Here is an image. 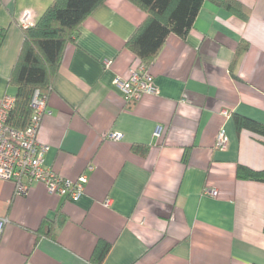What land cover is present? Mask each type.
Returning a JSON list of instances; mask_svg holds the SVG:
<instances>
[{
  "label": "crops",
  "instance_id": "0c3cea01",
  "mask_svg": "<svg viewBox=\"0 0 264 264\" xmlns=\"http://www.w3.org/2000/svg\"><path fill=\"white\" fill-rule=\"evenodd\" d=\"M239 1L246 20L205 1L186 38L170 34L148 67L156 93L131 102L114 79L137 65L125 42L144 14L105 0L83 21L38 140L48 145L44 166L70 180L86 174L85 190L73 201L33 181L15 195L0 179V264H95L100 243L111 245L101 264H264V182L236 175L238 165L264 170V138L233 119L264 124V0ZM51 2L0 0V101L16 94L20 16L29 10L32 26ZM221 129L223 150L214 148ZM113 131L122 138L107 139Z\"/></svg>",
  "mask_w": 264,
  "mask_h": 264
},
{
  "label": "trees",
  "instance_id": "16d2710c",
  "mask_svg": "<svg viewBox=\"0 0 264 264\" xmlns=\"http://www.w3.org/2000/svg\"><path fill=\"white\" fill-rule=\"evenodd\" d=\"M144 14L142 22L125 42V47L136 57L137 65L146 70L161 50L166 38L175 34L186 38L205 1L223 7L241 20L249 16L247 8L239 0H127ZM105 0H52L37 22L24 29V38L12 68L9 82L16 87L15 104L8 116V123L25 127L33 109L30 105L33 93L47 95L66 45L78 34L83 21ZM237 130L246 129L264 138V124L234 114ZM140 149L139 145L133 146ZM236 175L240 179L264 182V170H254L238 165ZM62 220L44 221L38 233L50 234ZM111 245L100 243L92 260L101 264Z\"/></svg>",
  "mask_w": 264,
  "mask_h": 264
},
{
  "label": "built area",
  "instance_id": "2783aa9c",
  "mask_svg": "<svg viewBox=\"0 0 264 264\" xmlns=\"http://www.w3.org/2000/svg\"><path fill=\"white\" fill-rule=\"evenodd\" d=\"M30 11H25L19 18V25L25 29L31 25ZM110 60L103 61L104 66H109ZM114 84L121 91L127 102L137 101L141 95L156 93L153 77L141 65H134L129 70V77L122 79L116 77ZM47 95L40 96L35 90L31 100L33 112L25 127H18L8 123V116L15 104V96H4L0 101V179L11 181L14 184L15 195H24L28 192L31 182L43 183L48 192L66 196L73 201L78 200L85 190L88 181L86 174L80 175L76 180L64 178L44 166V156L48 145L38 140L40 121L47 112ZM154 137L159 138L161 127H156ZM107 139L119 140L120 132H108ZM228 137L221 129L215 140V149L223 150L227 147ZM88 166V170H92ZM210 190V193H213ZM7 219L0 217V236Z\"/></svg>",
  "mask_w": 264,
  "mask_h": 264
}]
</instances>
